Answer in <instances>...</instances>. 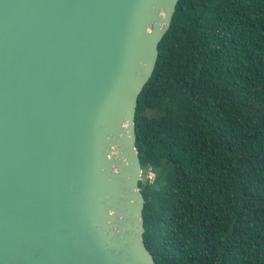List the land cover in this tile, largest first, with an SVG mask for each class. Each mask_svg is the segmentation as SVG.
Here are the masks:
<instances>
[{
    "label": "water",
    "instance_id": "1",
    "mask_svg": "<svg viewBox=\"0 0 264 264\" xmlns=\"http://www.w3.org/2000/svg\"><path fill=\"white\" fill-rule=\"evenodd\" d=\"M179 0H0V264H160L139 96Z\"/></svg>",
    "mask_w": 264,
    "mask_h": 264
},
{
    "label": "trees",
    "instance_id": "2",
    "mask_svg": "<svg viewBox=\"0 0 264 264\" xmlns=\"http://www.w3.org/2000/svg\"><path fill=\"white\" fill-rule=\"evenodd\" d=\"M136 131L155 260L264 264V0H179Z\"/></svg>",
    "mask_w": 264,
    "mask_h": 264
},
{
    "label": "built area",
    "instance_id": "3",
    "mask_svg": "<svg viewBox=\"0 0 264 264\" xmlns=\"http://www.w3.org/2000/svg\"><path fill=\"white\" fill-rule=\"evenodd\" d=\"M147 176H148V178L152 181V180H154V178H155V173H154V171L153 170H148V174H147Z\"/></svg>",
    "mask_w": 264,
    "mask_h": 264
},
{
    "label": "rangeland",
    "instance_id": "4",
    "mask_svg": "<svg viewBox=\"0 0 264 264\" xmlns=\"http://www.w3.org/2000/svg\"><path fill=\"white\" fill-rule=\"evenodd\" d=\"M147 176V175H146ZM142 178H145L144 173L142 174Z\"/></svg>",
    "mask_w": 264,
    "mask_h": 264
}]
</instances>
